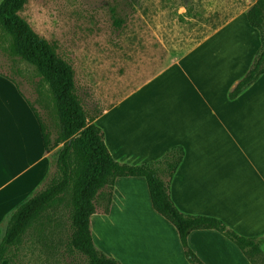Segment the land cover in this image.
<instances>
[{
  "label": "crops",
  "instance_id": "1",
  "mask_svg": "<svg viewBox=\"0 0 264 264\" xmlns=\"http://www.w3.org/2000/svg\"><path fill=\"white\" fill-rule=\"evenodd\" d=\"M258 1L192 0L186 8L180 0H142L116 45L106 14H65L56 0H26L18 15L90 86L103 108L96 122L117 161L150 163L183 146L171 190L178 209L219 218L242 236L263 240L264 253V75L228 99L260 47L247 20ZM94 32L105 36L106 52ZM9 86L0 82L4 93L11 94ZM23 100L12 103L22 109ZM35 121L30 146L18 126L0 144L6 167H18L20 176L36 171L30 194L50 169ZM15 191L0 199V237L4 217L30 196ZM115 207L116 253L99 247L104 253L122 264H191L176 228L154 210L145 178L117 179L112 213L92 217L94 241ZM189 245L205 264H251L217 231H194Z\"/></svg>",
  "mask_w": 264,
  "mask_h": 264
},
{
  "label": "trees",
  "instance_id": "2",
  "mask_svg": "<svg viewBox=\"0 0 264 264\" xmlns=\"http://www.w3.org/2000/svg\"><path fill=\"white\" fill-rule=\"evenodd\" d=\"M186 8L192 0H180ZM26 0H2L0 28L11 38L7 48L13 58L32 65L40 78L37 99L25 98L40 127L44 150L56 155L39 187L13 210L0 241V264H20V245L29 229L36 228L37 241L46 249L61 245L59 217L68 212L70 236L65 248L72 264H122L100 250L93 239L92 217L104 206L102 216L110 215L116 181L124 177L146 179L154 210L177 230L184 255L191 264H205L191 249L189 237L194 231H217L233 242L251 264H264L263 240L242 236L219 218L183 213L172 200L171 190L185 158L183 146H175L159 160L131 165L112 155L102 128L96 120L103 109L90 86L82 83L74 68L60 58L49 42L37 35L18 15ZM142 7V0H113L105 13L112 27V42L118 44L130 17ZM249 25L260 36V47L247 74L228 94L233 101L264 75V0L247 11ZM36 106L42 108L44 115ZM51 120V124H49ZM49 240H54L49 243ZM57 245V246H58ZM56 246V249L58 247Z\"/></svg>",
  "mask_w": 264,
  "mask_h": 264
},
{
  "label": "rangeland",
  "instance_id": "3",
  "mask_svg": "<svg viewBox=\"0 0 264 264\" xmlns=\"http://www.w3.org/2000/svg\"><path fill=\"white\" fill-rule=\"evenodd\" d=\"M1 1L2 0H0V3ZM109 2L111 3L113 2V0H56L59 9L65 14H106L105 11L107 9ZM111 37H112V27H111ZM46 39L49 41L48 38ZM95 39L100 44V46L103 47V48L100 47L99 50L102 52H106L107 50L106 51L104 50L106 42L103 33L97 32L95 34ZM10 42H11V38L7 36L0 28V82H7L10 85L9 88H11L10 89L11 94H9V93H4L3 91H5V89L0 87V144L3 143V138H7L8 136H10L13 127L18 126L20 131L21 130L24 131L26 135V140H28L27 142H29L28 146H30V144L32 143V139L31 140L29 139L32 138V132L34 128L38 129V126L36 124L35 118L29 106L20 96L19 90L16 84L13 82V80L20 85V88L23 91L25 97L29 99L31 102H35V100L37 99V92L35 90V86L40 81V78L37 76L36 70L32 65L28 64L27 62L21 59L13 58L8 54L7 48L10 45ZM112 44L114 43L112 42ZM56 54L58 55V53ZM59 57L63 58L61 56ZM11 98L12 100L14 98L23 100L24 104L22 106V109L20 108L17 109L13 105ZM6 100L10 102L8 107H6V105L4 104ZM36 107L40 111V113L45 116L42 108H40L39 106ZM100 107L102 108V106ZM49 122H50L49 124H51V120H49ZM96 124L98 125L97 122ZM4 126L6 127L4 128ZM13 133H16V131H13ZM1 148L2 145L0 146V149ZM34 154L35 152L33 151L31 155L34 156ZM1 156L2 155H0V158ZM55 157L56 155L53 154L52 156L49 157V159L54 160ZM1 159L5 160L6 158L4 159L1 158ZM1 159H0V190L3 191L0 193V199L12 189L16 190L15 192H17L19 195H20V190L21 191L23 190L25 194L28 193L30 194L32 191L31 189L32 188L31 185L33 183L32 180L35 177L36 171H31L30 173H27L25 175L23 174L20 176L18 175V173H20L21 169H19L18 167L14 169H12V167H6ZM25 162H26L25 165H29L30 163V161L28 160ZM40 168L41 166L38 167V170ZM8 181H13V182L11 183V187L9 189H5L4 188L6 185L5 183ZM17 193H15L14 195L15 198L18 197ZM103 209L104 206L100 204L99 207L97 208L98 211L97 214L102 216ZM0 210L2 209L0 208ZM12 212L13 210L4 217L5 222L1 226L3 231L0 237V241L3 236L5 227L7 225V219ZM61 212L63 214L61 215V217H59L60 220L59 222L61 223L60 231H58L59 233L55 234L57 238H60L61 245L57 244L59 242L58 239H55V241L49 240V243L53 241L54 243L55 242L57 243L54 244L55 247L54 249H46L41 242L37 241L38 235L36 234L35 230L38 224L43 221L42 219L41 221H38L39 223H35L29 229V231L22 240V243L19 247L20 264H72L73 257L67 254V249L65 248L66 246L65 244H67L69 236L71 234L69 229L70 223L68 218V212L67 209L65 210V207L62 208ZM110 213L112 212L110 211ZM111 219L112 221H108V220L103 221V222H107L106 223L107 226H104L102 228L103 237L102 235L96 234V238L94 242H96L97 244L96 246L98 248L105 247L107 250L114 251L116 253V232L117 229L119 228V226L116 225V207L113 214H111ZM56 246L58 247V249H56Z\"/></svg>",
  "mask_w": 264,
  "mask_h": 264
}]
</instances>
